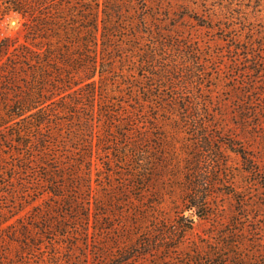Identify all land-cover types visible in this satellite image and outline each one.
Segmentation results:
<instances>
[{
    "label": "trees",
    "instance_id": "trees-1",
    "mask_svg": "<svg viewBox=\"0 0 264 264\" xmlns=\"http://www.w3.org/2000/svg\"><path fill=\"white\" fill-rule=\"evenodd\" d=\"M261 24L264 0H0V264H205L204 237L172 253L224 195L264 234Z\"/></svg>",
    "mask_w": 264,
    "mask_h": 264
},
{
    "label": "rangeland",
    "instance_id": "rangeland-1",
    "mask_svg": "<svg viewBox=\"0 0 264 264\" xmlns=\"http://www.w3.org/2000/svg\"><path fill=\"white\" fill-rule=\"evenodd\" d=\"M259 30L263 29V24L259 25ZM3 32L6 34H13L17 36H22V29L21 25L17 21H12L10 22V25L7 27L5 25L2 26ZM258 40H260L258 38ZM205 44V42H204ZM206 45L210 46L212 49L215 50H222L226 49L228 46V43L222 41V42H213V44H210L209 42H206ZM217 59V58H216ZM218 61V60H217ZM227 92L231 95H233V99H229L227 104L224 106V112L226 117H222L223 121L226 119V125L231 130L234 132L236 136L239 135H246L250 136L253 133L252 129L246 130L245 128H242L237 125V118L233 116L235 112V104L237 103L236 100H238V97L236 93L231 92V91H224L223 100L225 97H228ZM239 138V137H238ZM255 146L258 147V151L260 155L262 156V159L264 161V144H263V139H257L256 141L251 140ZM230 160H231V166L228 168L225 166L220 167V171L222 172L221 181L224 182L223 184L219 185V192L222 191H229L232 187L228 181L230 180V177L233 178V176L236 175L237 173V180L241 181V175H240V160L238 156L235 153L231 152L230 155ZM226 182V183H225ZM223 195V194H222ZM219 203L224 205L225 211L223 214H221V219L220 220H209L205 218H201L198 215L194 216V229L193 231L189 232L188 234V247L185 249H177L173 251L172 255L176 258L179 259V261H186L185 256H187V252L189 248H194L195 245L193 244L194 239H200L201 237H204V240H206V247L209 250V257L205 259V264H216V261L221 258L224 259V264H238L234 261L232 258V253L233 249L227 248L226 243L228 244L229 242L232 241V239H238L240 244H242L243 249L240 250L239 252L241 254H249L250 256V261L249 264H264V234H259L256 233L253 228L257 226L255 222L250 221L249 218H247V222L250 224L248 227V230L245 232L240 231L237 235H233L234 232H236L237 228L242 229L243 226L239 225H234L233 221L230 223V219L233 218V215H235V211L237 209V204L235 201L232 199L231 196L229 195H224L220 197ZM122 206V205H121ZM175 216H177V212L173 213ZM116 217L119 219L121 218L122 214H118V210L114 211V214ZM255 215V218L260 216L259 218H262V221H264V214H252ZM243 225V224H242ZM227 234H231L227 236ZM224 244L222 247V254L218 253L220 251L219 247L220 245ZM165 252H159L158 257L163 256ZM186 254V255H185ZM136 264V263H134ZM138 264H155L154 262V256H148L144 259H141ZM176 264V263H174Z\"/></svg>",
    "mask_w": 264,
    "mask_h": 264
}]
</instances>
